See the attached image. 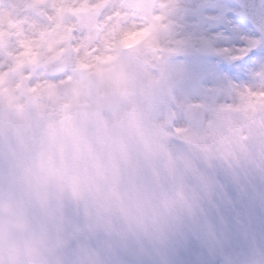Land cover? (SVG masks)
<instances>
[{"label":"rangeland","instance_id":"rangeland-1","mask_svg":"<svg viewBox=\"0 0 264 264\" xmlns=\"http://www.w3.org/2000/svg\"><path fill=\"white\" fill-rule=\"evenodd\" d=\"M218 2L0 0V185L7 179L8 195L25 167L11 147L26 143L28 131L55 105L88 92L101 97L98 120L127 111L149 125L175 192L147 228L94 220L83 206L62 205L71 198L62 200L59 227L67 232L56 231L54 264H124L125 249L128 264H138L137 253L146 249L166 264H264V220L255 219L249 202L234 214L219 209L227 182L206 162L239 175L252 162L264 165V57L242 63L264 39L252 27L256 34L243 33L242 47L218 45L205 11ZM100 45L102 56L76 60ZM54 52L67 66L78 63L85 78L64 88L58 75L42 74V59ZM221 62L227 71L217 70ZM202 153L208 157L199 158ZM159 173L153 169L152 178ZM15 207L27 227L26 202L17 197ZM92 224L120 234L124 252L118 240L94 234L63 249Z\"/></svg>","mask_w":264,"mask_h":264},{"label":"clouds","instance_id":"clouds-1","mask_svg":"<svg viewBox=\"0 0 264 264\" xmlns=\"http://www.w3.org/2000/svg\"><path fill=\"white\" fill-rule=\"evenodd\" d=\"M107 34V33H106ZM104 46L76 60L95 59ZM54 52L42 59V74ZM85 78L79 64L67 66L55 77L64 88ZM101 97L94 92L69 98L55 105L28 131L22 145L25 167L16 173L11 191L7 179L0 185V264H54L52 241L60 216V205L71 198L85 208L86 215L104 223L134 226L162 213L175 192L164 173L162 148L150 134L149 125L127 111L111 119L98 120ZM153 169L159 176L152 178ZM147 177V178H146ZM27 204L28 226L18 223L15 198Z\"/></svg>","mask_w":264,"mask_h":264},{"label":"snow or ice","instance_id":"snow-or-ice-1","mask_svg":"<svg viewBox=\"0 0 264 264\" xmlns=\"http://www.w3.org/2000/svg\"><path fill=\"white\" fill-rule=\"evenodd\" d=\"M239 9L240 6L233 3V0H219L217 4L205 9L210 17L209 22L213 25L211 31L216 33L218 45L242 47L245 43L243 33L249 36L256 34L247 14ZM253 57H264V44L250 51L242 63L247 64ZM229 67L221 62L217 65V70L227 71Z\"/></svg>","mask_w":264,"mask_h":264},{"label":"trees","instance_id":"trees-1","mask_svg":"<svg viewBox=\"0 0 264 264\" xmlns=\"http://www.w3.org/2000/svg\"><path fill=\"white\" fill-rule=\"evenodd\" d=\"M202 158H207L204 153L200 154ZM214 157H211L212 159ZM212 165L219 178L227 181L223 190L230 195L234 206L243 204L247 200H251L255 213L260 218H264V169L259 171H248L245 175L233 173L223 167L220 162L206 161ZM230 193V194H229ZM232 193L234 195H232ZM225 194V193H224Z\"/></svg>","mask_w":264,"mask_h":264},{"label":"water","instance_id":"water-1","mask_svg":"<svg viewBox=\"0 0 264 264\" xmlns=\"http://www.w3.org/2000/svg\"><path fill=\"white\" fill-rule=\"evenodd\" d=\"M243 9L244 13L247 14L249 22L256 26L262 35L264 36V13L261 9V4L263 0H235ZM50 65L55 64V70L48 71L50 74H57L62 71L66 63L60 60H54L49 62ZM45 67H49L45 65ZM92 228L83 229L79 234L84 232H89Z\"/></svg>","mask_w":264,"mask_h":264}]
</instances>
